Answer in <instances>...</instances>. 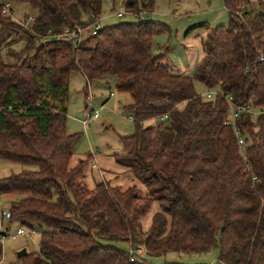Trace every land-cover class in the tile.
Here are the masks:
<instances>
[{"label": "trees", "instance_id": "obj_1", "mask_svg": "<svg viewBox=\"0 0 264 264\" xmlns=\"http://www.w3.org/2000/svg\"><path fill=\"white\" fill-rule=\"evenodd\" d=\"M251 1L223 0L229 23L197 27L209 31L190 77L173 71L168 49L154 52L155 38L170 31L165 24L138 19L103 27L77 47L44 43L39 38L98 20L104 0H0V160L36 167L0 179V194L21 198L9 207L10 224L41 235L39 252L24 264H150L146 257L214 248L216 264H264V115L228 122V98L234 105L264 106V0L258 10ZM6 3L36 12L29 29L4 15ZM155 5L125 0L126 12L137 18ZM75 73L84 76L87 97L92 82L111 76L117 91L129 94L124 111L135 133L120 138L124 153L115 161L139 186L102 180L89 188L92 155L71 166L82 138L67 127ZM195 82L219 87L221 94L206 99ZM156 119V126H144ZM155 203L158 211L144 229ZM7 236L0 216V261ZM120 243L128 250L114 245ZM139 246L146 255L132 262L130 252Z\"/></svg>", "mask_w": 264, "mask_h": 264}, {"label": "rangeland", "instance_id": "obj_2", "mask_svg": "<svg viewBox=\"0 0 264 264\" xmlns=\"http://www.w3.org/2000/svg\"><path fill=\"white\" fill-rule=\"evenodd\" d=\"M156 5L153 13L143 14L140 18L128 14L125 9V0H104L103 12L98 19L101 27L116 25L120 22H135L150 20L167 25L168 33L155 38L154 52L165 53L168 49L167 58L172 64L175 73L185 74L192 77L202 61V41L209 30L229 23L228 12L224 7L223 0H155ZM251 7L258 10V0L251 1ZM13 20L23 22L25 16H36L27 4H12ZM124 17L119 18L118 14ZM24 40L14 45V50H20ZM5 51L1 54L4 55ZM15 61V60H14ZM17 61V58H16ZM87 82L81 73H75L70 80L67 94L68 110V132L80 134L82 138L73 148L71 166L77 165L89 155L93 156L95 165L93 169L88 166L86 170V184L94 188L102 180L111 181L112 185L128 188L140 185L137 178L127 170L118 165L115 155L123 154L120 142L122 136H130L135 133L133 120L124 111V107L131 103L129 94L119 93L116 89V79L111 76L104 80H95L89 85L88 97L85 88ZM198 91L204 98L208 92H219V90H208L198 87ZM113 94V95H112ZM98 114L99 118L90 123V127L84 125L90 120V116ZM159 119L149 120L144 126H156ZM24 170H36L35 166L22 165L6 160H0V179L8 178L21 173ZM92 170V171H91ZM21 199L19 196L0 194V210H9L12 203ZM158 211V204H154L143 220V228L147 229L153 215ZM8 228V230H6ZM23 229L26 234L13 239L11 236ZM3 230L8 235L3 242V256L0 264H24L25 257L19 258V253L26 250L29 254L38 253L40 250V233L31 232L19 225L17 222L10 224L5 220ZM117 247L128 250L126 244H114ZM219 249L214 248L209 253L182 254L169 253L160 257H146L150 264H164L166 262H182L185 264H216L219 259Z\"/></svg>", "mask_w": 264, "mask_h": 264}, {"label": "built area", "instance_id": "obj_3", "mask_svg": "<svg viewBox=\"0 0 264 264\" xmlns=\"http://www.w3.org/2000/svg\"><path fill=\"white\" fill-rule=\"evenodd\" d=\"M3 13L6 17H12L13 18V11H12V5L10 3H6L3 6ZM136 18L138 15H133ZM119 18H123L124 14L119 13ZM35 21V17H28V20L19 22L24 28L29 29L31 27V24ZM102 30L101 25L98 23V20L94 21L91 25L87 27L82 26H73L72 28H66L62 31V33H59L57 35L49 34L46 37H41L39 40L46 43L49 41H52L53 39L57 41L62 42H72L76 47L80 45V43L87 37V36H96L100 31ZM263 60V59H261ZM217 94H221V92H209L207 94L208 99H213ZM228 102L232 105L231 111H230V120L228 121L230 124H235V120L238 119L242 114H250L253 118V120H257L260 116L264 115V106L260 108H253L250 104H244V105H234L232 98L227 99ZM99 116L98 114H94L90 116V120L85 121L84 125L86 127H90V123L92 121L98 120ZM167 119V116H164L161 118V121H165ZM236 134L239 136V130L235 129ZM239 145L241 149L245 148V142L242 137H239ZM0 216H1V227L3 228V223L5 220L11 219V213L9 210H0ZM34 233H37V231H33ZM26 232L23 229H19L17 231V234L12 235L11 237L13 239H17L19 236H24ZM6 239V238H5ZM4 239V240H5ZM131 258L130 260L132 262H137L141 259H143L146 255L145 248L143 246H139L136 249L132 250L130 252Z\"/></svg>", "mask_w": 264, "mask_h": 264}, {"label": "crops", "instance_id": "obj_4", "mask_svg": "<svg viewBox=\"0 0 264 264\" xmlns=\"http://www.w3.org/2000/svg\"><path fill=\"white\" fill-rule=\"evenodd\" d=\"M88 18V16H85V20ZM171 64V63H170ZM172 65V64H171ZM179 74H181V73H179ZM185 75V74H184ZM205 87L204 85H202V84H200V83H198V82H195V89H196V91H197V93L199 94V95H201L200 94V92L198 91V87ZM206 88V87H205ZM208 89V88H207ZM208 90H210V89H208ZM217 90H220L219 89V87L217 88ZM209 93V92H208ZM207 93V94H208ZM113 95V94H112ZM94 165H97L96 163H95V161H94ZM98 166V165H97Z\"/></svg>", "mask_w": 264, "mask_h": 264}, {"label": "water", "instance_id": "obj_5", "mask_svg": "<svg viewBox=\"0 0 264 264\" xmlns=\"http://www.w3.org/2000/svg\"><path fill=\"white\" fill-rule=\"evenodd\" d=\"M27 255H28V253L26 252V250H24L21 253H19V258L26 257Z\"/></svg>", "mask_w": 264, "mask_h": 264}]
</instances>
